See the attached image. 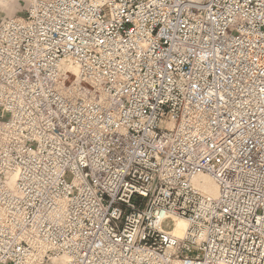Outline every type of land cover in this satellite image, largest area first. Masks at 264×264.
<instances>
[{"label": "built area", "instance_id": "obj_1", "mask_svg": "<svg viewBox=\"0 0 264 264\" xmlns=\"http://www.w3.org/2000/svg\"><path fill=\"white\" fill-rule=\"evenodd\" d=\"M24 1L0 264H264V0Z\"/></svg>", "mask_w": 264, "mask_h": 264}, {"label": "bare ground", "instance_id": "obj_2", "mask_svg": "<svg viewBox=\"0 0 264 264\" xmlns=\"http://www.w3.org/2000/svg\"><path fill=\"white\" fill-rule=\"evenodd\" d=\"M193 182L198 185L203 193L211 197L217 196V189L212 180L206 176H198L194 178ZM187 228V222L184 220H177L173 232L177 236H181Z\"/></svg>", "mask_w": 264, "mask_h": 264}, {"label": "rangeland", "instance_id": "obj_3", "mask_svg": "<svg viewBox=\"0 0 264 264\" xmlns=\"http://www.w3.org/2000/svg\"><path fill=\"white\" fill-rule=\"evenodd\" d=\"M24 0H13L1 7V15L5 17H17L24 11Z\"/></svg>", "mask_w": 264, "mask_h": 264}]
</instances>
